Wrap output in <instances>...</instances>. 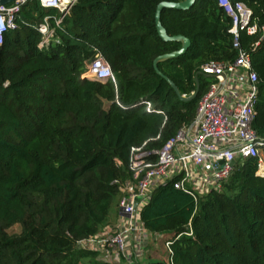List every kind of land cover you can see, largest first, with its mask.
<instances>
[{
	"label": "trees",
	"instance_id": "trees-1",
	"mask_svg": "<svg viewBox=\"0 0 264 264\" xmlns=\"http://www.w3.org/2000/svg\"><path fill=\"white\" fill-rule=\"evenodd\" d=\"M162 1L182 0H76L57 26L59 10L31 0L17 14V27L5 33L0 44V264H109L76 244L111 223L120 198L115 181L132 176V148L159 149L191 124L211 83L199 73L201 66L236 60L232 20L218 0H196L187 10L163 9L168 34H182L191 45L183 55L159 62V69L182 95L196 90L199 73L197 96L181 100L154 68L158 55L182 46L158 34L155 13ZM232 1L244 2L264 26V0ZM46 17L55 31L41 48L39 27ZM261 35L240 32L259 78L252 126L264 139ZM97 53L109 62L116 82L83 76ZM258 171L257 158L238 160L221 189L197 201L173 182L163 184L142 209V220L150 231L172 240L175 264H264V176ZM189 223L193 236L185 234ZM15 224H21V232L9 233ZM142 264H171L170 256L149 255Z\"/></svg>",
	"mask_w": 264,
	"mask_h": 264
},
{
	"label": "built area",
	"instance_id": "built-area-1",
	"mask_svg": "<svg viewBox=\"0 0 264 264\" xmlns=\"http://www.w3.org/2000/svg\"><path fill=\"white\" fill-rule=\"evenodd\" d=\"M31 0H14L0 6V44L8 30L17 27L16 16L22 6ZM47 8H56L60 17L57 26L69 13L76 0H39ZM232 20L230 33L233 48L238 56L233 62L211 60L201 66V72L211 80L208 92L201 98L195 120L183 125L159 149H146L145 144L133 147L129 167L132 176L115 181L120 186L117 220L107 224L101 231L77 241V248L97 253V259L109 264H142L158 241L172 258V240L164 233L152 232L141 217L142 209L149 203L153 192L161 185L173 182L178 189L191 194L195 200L213 190H220L234 165L231 161L257 158L258 174L264 176V139L252 126L259 92V78L252 68L250 54L243 49L240 32L255 35L264 26L253 18L252 10L242 1L218 0ZM43 39L39 47L49 43L55 28L48 17L39 27ZM259 44V41L255 43ZM83 76L106 80L115 74L101 53L86 63ZM147 110L153 109L146 102ZM224 160L223 164L219 161ZM185 234L193 236L191 223ZM182 234H179V238Z\"/></svg>",
	"mask_w": 264,
	"mask_h": 264
},
{
	"label": "water",
	"instance_id": "water-1",
	"mask_svg": "<svg viewBox=\"0 0 264 264\" xmlns=\"http://www.w3.org/2000/svg\"><path fill=\"white\" fill-rule=\"evenodd\" d=\"M13 1L14 0H0V6L10 4ZM195 2H196V0H182L179 2L162 1L158 4L157 9H156V13H155L156 27H157V31H158L159 36L165 41H180V42H182V46L178 50L158 55L154 59V68L158 74L163 76L168 81V83L174 88L176 93L180 96V99L183 101L191 100L197 96L198 91H199L198 74L202 73V72H199L196 76V83H197L196 90L190 94L182 95L179 91V88L175 84V82L172 81L168 76L163 74V72L159 69V66H158L159 62L165 61L167 59L176 58V57L183 55L191 45V40L182 34H178V35H169L168 34L166 28L163 26V24L161 22V13H162L163 9H165V8L187 10V9H190L195 4ZM224 162H225L224 160L219 161L220 164H223ZM235 163H236L235 160L231 161L232 165H234Z\"/></svg>",
	"mask_w": 264,
	"mask_h": 264
},
{
	"label": "rangeland",
	"instance_id": "rangeland-1",
	"mask_svg": "<svg viewBox=\"0 0 264 264\" xmlns=\"http://www.w3.org/2000/svg\"><path fill=\"white\" fill-rule=\"evenodd\" d=\"M117 213H118V208L113 207V209L111 211V222L116 220L115 218H116ZM21 230H22L21 224H15L8 229V232L11 234H19L21 232ZM156 251L158 252V254ZM149 255H154V257L157 256V258H158V256L159 257L161 256L162 258H167V259L169 257L167 251L164 248L163 242H160V241H158L157 243L152 245V248L149 251L148 255L146 256L144 262L146 261V259Z\"/></svg>",
	"mask_w": 264,
	"mask_h": 264
},
{
	"label": "crops",
	"instance_id": "crops-1",
	"mask_svg": "<svg viewBox=\"0 0 264 264\" xmlns=\"http://www.w3.org/2000/svg\"><path fill=\"white\" fill-rule=\"evenodd\" d=\"M261 152H262V156L264 158V149ZM119 215H120V212L118 210V213H117L116 218H115L116 220H117V218H118ZM116 220H114V221H116ZM114 221H112V222H114Z\"/></svg>",
	"mask_w": 264,
	"mask_h": 264
}]
</instances>
